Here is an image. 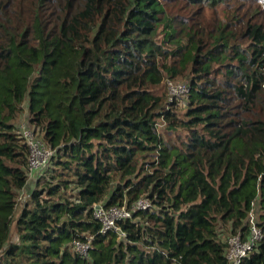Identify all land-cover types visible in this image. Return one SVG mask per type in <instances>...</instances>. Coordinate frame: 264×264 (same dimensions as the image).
<instances>
[{
	"label": "trees",
	"instance_id": "trees-1",
	"mask_svg": "<svg viewBox=\"0 0 264 264\" xmlns=\"http://www.w3.org/2000/svg\"><path fill=\"white\" fill-rule=\"evenodd\" d=\"M25 108L52 154L16 216ZM142 197L101 232L94 204ZM250 211L264 264V0H0V264H228Z\"/></svg>",
	"mask_w": 264,
	"mask_h": 264
},
{
	"label": "built area",
	"instance_id": "built-area-1",
	"mask_svg": "<svg viewBox=\"0 0 264 264\" xmlns=\"http://www.w3.org/2000/svg\"><path fill=\"white\" fill-rule=\"evenodd\" d=\"M166 94L168 109L172 103H177L179 98L184 100L189 92L188 84L184 80L166 79ZM180 105V104H179ZM16 125V132L18 136L27 146V175L32 176L37 170L44 167L52 153L51 149L44 143L42 136L37 128L30 125L28 120H23ZM151 202L149 198L142 197L133 203L130 208L127 206L112 205L106 207L103 202L93 205V216L101 223V232L114 231L120 238H124L126 233L121 229L118 221L125 220L131 217L133 211L140 209H149ZM251 227V234L242 239L238 232L228 236L226 242V257L228 264H239L253 248L255 242L261 238L262 231L255 223V214L253 211L249 212L247 218ZM92 235H85V240L74 239L72 241V249L81 256H87L90 247Z\"/></svg>",
	"mask_w": 264,
	"mask_h": 264
},
{
	"label": "rangeland",
	"instance_id": "rangeland-1",
	"mask_svg": "<svg viewBox=\"0 0 264 264\" xmlns=\"http://www.w3.org/2000/svg\"><path fill=\"white\" fill-rule=\"evenodd\" d=\"M181 78H183V77H181ZM166 79H168V77L167 78H165V80ZM169 79H172V78H169ZM165 80L161 83V85H160V90L163 92V93H165V97H166V99H165V103L167 102V94H166V85H165ZM175 80H183V79H180V78H178V79H175ZM183 102H184V100L182 99V98H179L178 99V101H177V105H176V107H173L174 109H175V111L176 112H178V113H182L183 111H184V108H185V106L183 105ZM167 104V103H166ZM166 104H165V106H166ZM180 104V105H179ZM185 104H186V102H185ZM24 106L26 107V104H24ZM170 107V106H169ZM27 113V110H26V108L24 109V111H23V113L17 118V120L15 121V124H17V123H19V122H21V121H23V120H25V118H27L28 119V113H27V116L25 115ZM25 117V118H24ZM164 129V126H163V128H162V130ZM164 131V130H163ZM39 134H40V136L42 135L41 134V132H38ZM162 133V132H161ZM164 137H171L172 138V140L174 139V138H176V136H175V134H173L172 136H170V135H168V134H165L164 135ZM179 140H177V142H178ZM52 154V153H51ZM51 157V156H50ZM43 173H41V175H42ZM40 175V176H41ZM35 177H36V174H33L32 176H29L28 177V180H29V183L23 188V190L20 192V194H19V196H18V206H17V209H16V216H17V214H18V209L20 208V206H21V202L23 201V200H25V199H27L28 198V194H29V191L33 188V186H34V182H35ZM41 178V177H40ZM11 240L13 241V242H16L17 241V235H16V233H15V228H14V226L12 227V229H11Z\"/></svg>",
	"mask_w": 264,
	"mask_h": 264
},
{
	"label": "crops",
	"instance_id": "crops-1",
	"mask_svg": "<svg viewBox=\"0 0 264 264\" xmlns=\"http://www.w3.org/2000/svg\"><path fill=\"white\" fill-rule=\"evenodd\" d=\"M27 116V113L25 114ZM25 118V117H24Z\"/></svg>",
	"mask_w": 264,
	"mask_h": 264
},
{
	"label": "clouds",
	"instance_id": "clouds-1",
	"mask_svg": "<svg viewBox=\"0 0 264 264\" xmlns=\"http://www.w3.org/2000/svg\"><path fill=\"white\" fill-rule=\"evenodd\" d=\"M27 120V118H25Z\"/></svg>",
	"mask_w": 264,
	"mask_h": 264
}]
</instances>
